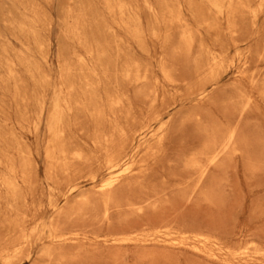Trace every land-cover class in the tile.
<instances>
[{"label": "rangeland", "instance_id": "1", "mask_svg": "<svg viewBox=\"0 0 264 264\" xmlns=\"http://www.w3.org/2000/svg\"><path fill=\"white\" fill-rule=\"evenodd\" d=\"M238 2L231 28L237 49L214 72L219 80L204 99L185 100L206 56L222 54L203 21L213 19L222 42H229L225 22L208 1L0 0V247L5 230H23L11 236L22 241L35 232L16 264H264V253L246 260L230 254L250 242L264 250V21L252 27L246 0ZM244 95L252 96L248 105ZM116 96L123 111L129 105L136 114L166 108L169 142L163 156L105 193L99 191L108 178L104 169L89 180L95 159L104 157L93 149L89 113ZM58 104L64 135L54 152L50 117ZM228 124L236 130L237 151L213 167L204 184L208 189L220 179L219 190L213 187L216 194L208 199L204 193L186 197L188 190L176 183L191 174L188 157L206 135L220 134ZM152 142L136 143L144 148ZM152 192L157 195L142 201ZM161 225L171 233L153 235ZM184 231L220 241L206 251L182 239Z\"/></svg>", "mask_w": 264, "mask_h": 264}, {"label": "bare ground", "instance_id": "2", "mask_svg": "<svg viewBox=\"0 0 264 264\" xmlns=\"http://www.w3.org/2000/svg\"><path fill=\"white\" fill-rule=\"evenodd\" d=\"M205 1L206 2L208 1L209 6L212 9H214L215 14L217 15V19L223 20L225 22L226 28L230 32L229 42L228 43L222 42V38L219 35L218 29L216 27V23L213 21V19H211V20L205 19L204 21L202 20L203 23L205 24L204 25L205 29H210L212 32L214 31V35H215L214 40H215L216 44L221 46L222 54L220 55V54L210 53L208 56H206L207 60H206L205 65H203L202 67H200L198 69L193 80L190 83H188V87L186 88V91H185L186 93L184 96L185 100H189L193 97H197L199 100L204 99L207 89L216 85V83L219 80V78L216 75H214V72L223 68V62H224L225 58L227 57V55L230 54V52L232 50L237 49L238 43H239L238 38L234 35V31L231 29L233 26L232 19L235 16V12H237V10L235 11L234 7H233V1L234 0H205ZM238 1H241V0H237V3H239ZM242 6H244V5H242ZM235 7H236V5H235ZM238 7L240 8L241 6L239 5V6H237V8ZM242 8L243 7H241V9ZM246 9H247L248 14L250 15V18H251L252 27L257 24V22L260 18H263V21H264V0H246ZM241 13L242 12H239V15ZM241 15H240V18H241ZM244 15L242 17H244ZM257 34H258V29H255L254 32L249 37L245 38L243 41H245L246 44H248L253 39V37L256 36ZM184 40L186 41L187 45L190 44L191 39H190L188 33L187 34L185 33ZM263 50H264V48H263ZM208 53H209V51H208ZM260 53H262V52H260ZM258 56H259V54H258ZM239 57H240V61H244L243 62V65H244L246 63L245 61L247 59L246 48L244 49V52L240 53ZM258 58H260V57H258ZM60 81H61V79H60ZM61 84H63V83H61ZM250 84H251V89L256 88L255 83H253L252 79H250ZM110 89L111 88H109V91H110ZM90 90L92 92L91 87H89V91ZM244 98H246L245 103H246V105H248V103H250V100L252 99V96L249 95V96H245ZM106 101L107 102H106L105 108H100V105H98V104L92 105L90 113H89L91 120H92V123H93V127H94V134H93L94 137H93V143H92L93 149H95V151H97V153L104 155V157L101 159L102 161H99L100 159H98V158L95 159L96 164L90 170L91 172L89 174V180L96 181L98 179V176H99V174H98L99 171L104 169L106 172L105 174L108 176V178H106L103 181V183L99 186V191L105 192V193L112 191L111 189L116 184H118L122 180L123 177H125L126 175L133 172L135 168L145 167L148 162L153 161L154 159L160 158L161 156H163V154L165 153V146L169 142V140H168L169 128H168L167 123L165 121H163L166 108H164L162 111L153 112L151 114L150 113L147 114V111L139 110V113L136 114L137 112H136L135 107L130 106V105L124 111L120 109V106H122V101H123L122 97L116 96L112 99L109 98ZM157 101H158V96H155L154 99L151 101L149 111H152V108L157 103ZM161 101H163V100H161ZM62 109L63 108L58 104V106H55V108L53 109V111L51 113L50 118L52 119L53 125H51L50 132H49V135H50L49 137H51V139H50L51 146L49 148V151H54V152L56 151V145L60 144V142L62 141V137L64 135L62 130H61L62 126L60 123L61 122L60 113H61ZM186 121H188V120H186ZM104 127H106V129ZM101 128H104L105 130L101 131ZM145 138L152 140L153 141L152 145L148 146V147L146 146L144 148H140V145L137 144L136 142L137 141L139 142L140 139H145ZM235 138H236V130H235V128L232 127V124H228L224 127L223 131L220 134H215V133L213 134L212 133V134L206 135V139L203 141L202 144H200L201 147L197 151L195 150L196 152H194V153L192 152V154H190V156L188 157L189 158L188 162L186 163V165H187L186 167L191 172L190 176H188L187 179L178 180L177 183L175 182L176 186H184L188 190L186 197L195 196L198 193H200V196L205 195V196H207L206 199H208L210 197V196L208 197V195L212 194V192H213V195H211L212 197L214 196V194H216L213 191V187H214V189H217V191H218L219 189L216 187L218 185L217 183L221 184L220 182H223V181H220V179H219V182L214 181L213 183H211V185L208 189H204L205 181L207 179L209 171L213 167L215 168L216 166H218L219 163L224 164L223 161L222 162H220V161L222 159L227 160L228 157L231 156L230 155L231 153H234V151L235 152L237 151V149L234 147ZM140 153H142V154H140ZM73 157L77 160L82 159V157L77 153H75L73 155ZM137 157H139V158L137 160H135ZM83 163H85V162H83ZM89 165L92 166L91 163ZM219 168H221V167H219ZM226 168H227V165H226ZM217 169H218V167H217ZM221 171L223 172L225 170L221 169ZM126 184H127V182H126ZM72 187H75V185L71 186V188H69L66 192H68V191L70 192L71 190H73L74 188H72ZM181 193H183V192L181 191ZM201 194H203V195H201ZM156 195H157V192H152V193L147 194V196L143 200L142 199H140V200L144 201L147 198V200L149 201V199H148L149 197L152 198ZM182 195L185 196V194H182ZM107 200L108 199H106V201ZM140 200H138V201H140ZM82 201H85V200H82ZM69 204H72V203L70 202ZM74 204H75V201H74ZM135 204H136V202L131 204V205L136 207ZM137 205H138V202H137ZM51 206L55 207L56 206L55 202L52 203ZM107 206H108V203H107V205L105 204V208H107ZM53 209H55V208H53ZM11 210H13V209H11ZM59 212H60V210H59ZM62 212H63V209H62ZM70 214H72V213H70ZM73 214H74V212H73ZM191 229H193V228H191ZM18 231L22 233L23 230L9 229V230H5L3 233L4 240H3V243L0 247V260H1L2 264H16L20 260L19 255L22 253L23 247H25L27 245H31V239L35 233L34 230L29 233L28 237H26V238L24 237L25 239H23V241L20 240V238H17L15 240L11 239L12 234L17 233ZM153 233H154L153 235H159L161 233L169 234V233H171V231H168V228H166L165 225H161ZM180 234H181V237L183 236L182 239L194 240V241L198 242L199 244L201 243L203 248L207 244L211 245V246H216L218 244V241H220V240L217 241L216 238L210 237V236L203 234V233H191L190 234V233L184 231V232H181ZM169 236L171 237V235H169ZM16 237H18V236H16ZM21 237H23V235ZM138 238H140V237L138 236ZM114 239L118 240L120 238L115 237ZM149 239H151V238L149 237ZM124 241H125V239H124ZM126 241H129V239H127ZM171 242L173 243L174 241H171ZM176 242L177 241H175V243ZM180 242L183 243L184 241L183 242L180 241ZM113 243H114V241H113ZM263 243H264V241H263ZM180 244H178V246ZM202 246H201V248H202ZM207 248H208V246H207ZM207 248H206V251H207ZM241 248L242 249H240V247H239L240 251H238V250L237 251H231L230 254L234 255V256L246 257L245 258V260H246L247 258L250 259V257L253 255H259V254L264 253V250L254 242H250V243H248L247 246L245 245ZM212 249H208L209 253H210V250L212 251ZM195 250L198 251V248L195 247ZM44 252H43V254H44ZM198 253H201V252H198ZM209 253H208V255H209ZM47 254H48V252H47ZM29 255H30V252L26 254V257L29 258ZM223 255H224L223 257L225 258L226 255L225 254H223ZM234 256H232V257L234 258ZM209 257H210V255H209ZM224 258H223V260H224ZM236 259H238V258H236ZM243 259L244 258H242V260ZM227 260H230V259L227 258ZM236 261L237 260H235V262ZM225 263H226V260H225ZM242 263H243V261H242ZM245 263H246V261H245ZM226 264H228V263H226Z\"/></svg>", "mask_w": 264, "mask_h": 264}]
</instances>
